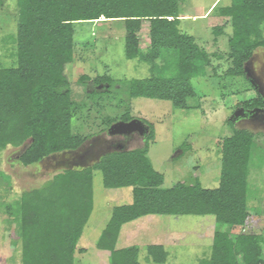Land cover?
<instances>
[{"label":"trees","instance_id":"16d2710c","mask_svg":"<svg viewBox=\"0 0 264 264\" xmlns=\"http://www.w3.org/2000/svg\"><path fill=\"white\" fill-rule=\"evenodd\" d=\"M4 6L5 0H0V8ZM216 9L232 27L228 41L232 68L227 75L249 82L244 65L264 48V0H231ZM102 18L123 22L126 58L150 66L151 78L130 82L132 98L171 101L177 109L188 108V99L195 96L191 81L207 76L212 58L222 59L181 30L179 0H17L16 64L0 65V151L26 146L19 157L22 166L75 152L85 143L73 133L78 108L66 68L75 61L76 25ZM145 21L150 23L146 50L138 37ZM214 34L218 37L222 30ZM81 81L111 87L109 78L91 81L82 76ZM263 106L257 96L237 107ZM150 128L143 147L107 154L89 168L66 169L41 188L23 193L21 264H78V243L94 210V170L101 172L105 188L132 189V204L112 210L97 244L99 250L110 252V264H141L140 248L117 250L116 245L124 224L148 215L215 218L211 255L196 264H264V238L244 232L251 219L248 192L255 135L235 129L220 143L218 188L207 189L200 182L164 188V176L148 158L154 135ZM237 229L241 231L235 233ZM145 250L154 264H166L169 258L163 246Z\"/></svg>","mask_w":264,"mask_h":264},{"label":"rangeland","instance_id":"374dc122","mask_svg":"<svg viewBox=\"0 0 264 264\" xmlns=\"http://www.w3.org/2000/svg\"><path fill=\"white\" fill-rule=\"evenodd\" d=\"M230 2L179 0L181 30L194 36L199 46L209 54H218L222 58H212L207 76L191 81L195 96L188 99V108L185 109L175 108L171 101L130 96V82L151 78L152 72L148 64L126 58L123 22H107L102 18L95 23L76 25L75 61L66 68V74L71 83L72 101L78 108L72 121L73 133L86 141L75 152L52 155L32 167L19 163L26 146L0 151V264H21L23 193L41 188L66 169L89 168L107 154L144 146L145 137L138 136L119 150L115 144L119 137L109 136L108 130L124 120L143 121L152 126L154 135L149 142L148 158L154 169L164 176V188H172L181 182H200L207 189L218 188L222 157L220 143L232 136L235 129L253 133L255 144L251 154L248 192L251 219L244 232L264 238V127L231 121L240 109L238 104L256 99L257 93L248 79L249 82L243 77L227 75L232 68L228 58L231 21L214 10L217 6H228ZM149 28L150 23L145 21L138 33L144 50L150 46ZM215 30H222V34L217 37ZM16 36L17 0H5V6L0 8V65L4 68H12L16 64ZM249 62L264 81V48L256 50ZM82 76H89L91 81L109 78L111 87L83 83ZM100 86L104 88L100 89ZM92 185L94 210L78 243V249L84 248L86 252L83 255L77 253L76 258L79 264H109V254L97 249L96 243L110 221L112 210L132 204V189L105 188L98 170H94ZM167 226L170 227L168 234L184 239L179 247L169 249L172 252L166 264H196L209 258L213 231H216L213 216L171 217ZM153 228L147 227L146 233L157 241L159 229L155 227V234L151 232ZM227 229L229 227L222 228L224 232ZM240 231L237 229L235 233ZM132 241L141 245V236L134 237ZM140 252V263L151 264L144 259L147 253L143 246Z\"/></svg>","mask_w":264,"mask_h":264},{"label":"crops","instance_id":"0c3cea01","mask_svg":"<svg viewBox=\"0 0 264 264\" xmlns=\"http://www.w3.org/2000/svg\"><path fill=\"white\" fill-rule=\"evenodd\" d=\"M170 218H171V216L148 215V216L142 217L138 220L124 224L122 229H121L120 236L117 240L116 249L122 250V249H128V248H132V247L140 248L143 246L145 253H147L145 250L146 247L163 246L168 251L169 257H170L172 251L170 252L169 249L172 247H174V248L179 247L182 244L181 241L184 239V238L182 239L181 236H179V235L177 236L176 234H171V235H170V233L168 234V229L170 227L167 226V222H169ZM108 222H107V224H108ZM107 224H106V226H107ZM152 226H154V228L151 230V232H154L155 234H156V232L154 231L155 227H157L159 229V235H157V236H159V240H157V241L150 239V234L146 233V228L147 227L151 228ZM127 228H130V229H127ZM214 234H215V231H213V236H212L213 238H214ZM140 236H141V241H142L141 245L142 246L139 243L137 244L136 241H132L134 239V237L139 238ZM97 244H98V242L96 243V247H97ZM120 244L122 245V248H121ZM212 244H213V242H212ZM138 245H140V246H138ZM97 249H98V247H97ZM100 251H103V250H100ZM85 252H86V249H84V248H82L80 250L77 249L76 254L80 253L81 255H83V254H85ZM104 253L109 254V257H110V252L104 251ZM141 254H142V252H140V255ZM144 259H145V261L147 260V261L151 262V260L148 259V256H146ZM76 260H77V258H76ZM167 262H168V260H167ZM151 264H154V263L151 262Z\"/></svg>","mask_w":264,"mask_h":264},{"label":"water","instance_id":"95a60500","mask_svg":"<svg viewBox=\"0 0 264 264\" xmlns=\"http://www.w3.org/2000/svg\"><path fill=\"white\" fill-rule=\"evenodd\" d=\"M249 65L250 62H247L244 65V73L246 75V78L251 82V84L257 89V83H256V79L254 77V72H252V70L249 69ZM100 89L103 88V86L99 87ZM245 109L244 108H240L238 109L234 115L231 118L232 122H235L237 119L245 116ZM249 114H251L252 118L256 119L260 114H264V108H256L253 109L251 112H249ZM136 129H140L142 133L146 134V136L148 137L151 133V128L150 126H148L145 122H141L138 120H132L130 122H125V121H119L115 124H113L109 130H108V134L111 137H114L116 135H121V134H126L128 132H132ZM122 148H119V150H121ZM123 150V149H122Z\"/></svg>","mask_w":264,"mask_h":264},{"label":"flooded vegetation","instance_id":"af4514ba","mask_svg":"<svg viewBox=\"0 0 264 264\" xmlns=\"http://www.w3.org/2000/svg\"><path fill=\"white\" fill-rule=\"evenodd\" d=\"M251 65V64H250ZM249 65V69L252 70V72H254V77L256 79V83H257V89L254 87V89L256 90L257 96H260L262 98V101L264 102V81L256 74V71H254V69H252V67ZM238 108H244V107H238ZM256 108H264L263 107H255L253 109ZM245 109V116L237 119L235 121V124H237L238 122L241 124H247V125H251V124H255L257 126H261L264 127V114H260L256 119L252 118L251 114H249V112H251L253 109L251 108H244ZM126 122V121H125ZM128 122V121H127ZM141 137L147 139L148 137L146 136V134L142 133L141 130L136 129L132 132H128L126 134H121V135H116L114 136L119 137V139L117 141H115V144L119 147V148H124L126 147L131 141H133L136 137Z\"/></svg>","mask_w":264,"mask_h":264}]
</instances>
